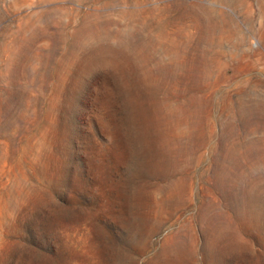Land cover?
I'll list each match as a JSON object with an SVG mask.
<instances>
[{"label":"rangeland","instance_id":"374dc122","mask_svg":"<svg viewBox=\"0 0 264 264\" xmlns=\"http://www.w3.org/2000/svg\"><path fill=\"white\" fill-rule=\"evenodd\" d=\"M0 264H264V0H0Z\"/></svg>","mask_w":264,"mask_h":264}]
</instances>
